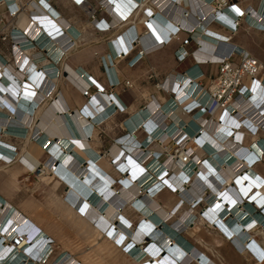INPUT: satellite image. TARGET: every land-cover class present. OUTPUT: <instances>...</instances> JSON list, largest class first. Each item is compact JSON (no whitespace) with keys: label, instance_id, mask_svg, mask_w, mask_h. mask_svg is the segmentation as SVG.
I'll list each match as a JSON object with an SVG mask.
<instances>
[{"label":"bare ground","instance_id":"6f19581e","mask_svg":"<svg viewBox=\"0 0 264 264\" xmlns=\"http://www.w3.org/2000/svg\"><path fill=\"white\" fill-rule=\"evenodd\" d=\"M139 1L104 0L113 18L98 28L125 26V16ZM212 1L152 0L158 21H151L140 41L130 28L104 49L77 58L78 65L69 60L76 49L61 57V51L49 48L51 60L60 59L66 72L48 63L38 69L29 61L39 56L27 46L15 58L17 68L8 67L0 75V264H115L126 256L133 264H216L185 236L198 233L200 225L218 232L236 254H252L256 264H264V248L254 237L259 233L264 239V176L256 170L264 160V140L257 138L264 135L263 78L255 87L249 81L244 94L251 95L225 112L211 97L215 79L208 83L209 91L199 80L192 81L200 74L196 63L217 66L242 50L208 29L215 19L232 27L229 10L215 16ZM263 2L248 9L247 22L264 33ZM245 9L233 11L240 15ZM69 15L61 22L65 41L41 20L45 34L36 39L49 37L68 49L72 38L77 46L78 28L89 24L77 12L70 10ZM155 26L179 30L176 39L181 43L187 39L183 31L193 33L180 63L162 45L167 32L157 39ZM136 46H155L166 58L161 56L157 69L138 74L141 94L130 106L109 93L120 85L114 71L119 60L112 57L132 54ZM140 63L133 66L135 73ZM154 70L158 86L170 95L164 108L142 92L143 75ZM13 76L19 83L15 87ZM102 77L108 82L102 83ZM62 83L80 91L78 96L88 91L78 109L71 108L67 90H59ZM95 85L98 90L90 94ZM197 107L203 111L192 119L187 113ZM204 111L208 113L200 117ZM239 118L251 132L257 130L250 146L242 145L245 129ZM101 130L113 139L109 159L101 154ZM3 140L19 143V151L2 145ZM175 143L182 146L177 157L153 150ZM186 155L190 158L183 162ZM167 193L176 200L168 209L157 201ZM18 194L20 206L11 202ZM14 236H21L18 246L10 242Z\"/></svg>","mask_w":264,"mask_h":264},{"label":"built area","instance_id":"2783aa9c","mask_svg":"<svg viewBox=\"0 0 264 264\" xmlns=\"http://www.w3.org/2000/svg\"><path fill=\"white\" fill-rule=\"evenodd\" d=\"M104 0H98L92 3L91 0H65V5L72 11L77 12L81 16V19L84 21H88L91 27L95 29L98 28V24L105 22V20H99L98 15L99 13L107 14V10L103 5ZM264 3V2H263ZM213 5V13L215 16H219L223 14L225 11L229 10L228 17L232 21V27L228 23H223L221 21H217L216 19L213 20L210 24H215L220 28L228 31L230 34H234L236 32L237 27L241 21H244L247 26L251 27L248 22L247 18L249 15L248 8L243 11L242 14L237 15L234 13L235 5L227 4V0H216L212 1ZM156 5L152 3V0H140L137 2V6L132 9L131 12L127 13L125 19L133 23L134 19L132 16H138L137 23L140 24L144 29L149 30L151 26V21H158L156 18ZM108 15V14H107ZM24 18V22L23 21ZM45 21L48 24V27H55L56 32L60 33L61 37H64L66 34L65 28L62 27V23L64 21V16L59 11L57 6V0H0V43L6 45V49L0 50V75H5L4 73L7 72L8 67L17 68L15 64V58L18 56L19 53L24 51L25 47H29L30 50H34L39 56L38 59H34L35 56L32 55V58L29 62L33 65H36L39 68H43L46 63L58 67L60 71L66 72V70L61 68L60 59L57 62L51 60L49 56V48H57L59 52H62V56H64L67 52L73 49H77L78 45L76 46V39H69L67 45L69 44L70 47L68 49L65 48L66 45L61 46L59 43H54V39H43L38 41L36 37L42 36L45 34L44 28L39 25V21ZM106 22V23H110ZM125 22V21H124ZM110 28H105L101 31H109ZM165 33L167 32L166 40L163 41L162 45L167 46L169 43L174 41L177 36L178 31H170L164 27ZM162 31V33L164 32ZM182 30V29H181ZM169 32V33H168ZM187 36V39L184 43H181L178 48L174 51L175 58L181 62L182 56H184L183 47H186L192 41V34L188 31H183ZM146 35L144 32L142 35L137 36L138 40L140 41L142 37ZM34 36V37H32ZM121 36V35H120ZM120 36L117 37L120 38ZM157 39H160L159 36ZM64 37V41H65ZM160 42V41H159ZM110 44L108 42L106 45ZM141 46V45H140ZM140 46H136L139 48V52L136 53L130 60L126 62V66L129 69H132L133 66L143 60L144 56H147V53L153 50H156L157 47H153L152 50H145ZM24 47V48H23ZM7 53L9 58L1 57L2 54ZM182 53V54H181ZM131 54H126L121 57L120 54L112 57L114 60L125 61L129 58ZM233 59H238L237 64L235 65ZM66 66V65H65ZM197 67V64L194 66ZM219 67L218 77L215 78V86L214 90L211 93V97L217 103V105L223 110V112L228 111L235 102L241 101L242 99H247L251 94L245 96L244 92L246 91L247 84L251 81V87H255L263 78L264 83V68L259 64V62L246 53L244 50L234 51L233 56L230 59H224V61L220 64H217ZM102 69L106 72V68L102 65ZM191 70V68H190ZM186 71L183 76H188V72ZM57 72V76H58ZM12 76V75H10ZM259 77V79H257ZM203 78V74H200L195 77L193 80H200ZM1 79V78H0ZM64 79L69 82L67 76ZM142 79L144 80V86L150 84L152 88H156L155 91L157 92H164L162 87H159V81L156 79L154 73L148 75L147 73L143 75ZM146 82V83H145ZM11 84L15 87L19 85L16 81V78L13 76L11 77ZM117 84L120 83L117 81ZM125 86L132 87V83L130 81H125ZM95 90H98L96 85L95 88L90 89L89 93L91 94ZM78 93H81L77 90ZM88 91H85V97H88ZM110 93V92H109ZM82 94V93H81ZM164 108V104L162 105ZM194 108L193 110L189 111L187 114L191 116L192 119L195 118L197 114H200L202 109ZM208 111H204V113L200 116H204L207 114ZM235 113V112H234ZM233 117L236 119L237 113L233 114ZM241 118L237 119L240 125H242L243 129L248 130L245 123L247 121L245 119L240 120ZM245 125V126H244ZM250 129V128H249ZM257 132V130L255 131ZM244 136V135H243ZM182 146L179 143H175L176 154L180 156L182 151ZM190 156L186 155L183 158V162H186ZM18 246L19 242H21V236L12 238L10 242ZM124 252H126L124 247Z\"/></svg>","mask_w":264,"mask_h":264},{"label":"crops","instance_id":"0c3cea01","mask_svg":"<svg viewBox=\"0 0 264 264\" xmlns=\"http://www.w3.org/2000/svg\"><path fill=\"white\" fill-rule=\"evenodd\" d=\"M60 1L62 3H59L58 0H57V6L59 8V11L61 12V14L65 18H69L70 17V15H69L70 9L68 8V11L67 12L63 11L61 7H62V5L66 6L65 5V0H60ZM91 1H92V3L95 4V2L98 1V0H91ZM257 1H258L257 2V4H258L259 3V0H257ZM257 4H256V6H257ZM246 8L253 9V7H251V6H248ZM156 13H157V11H156ZM107 14L99 13L98 19L99 20H105L106 22H109V21L112 22V18L113 17L110 15V13L107 12ZM132 18L134 19L133 23L130 22V21H128L129 23L126 24L125 26L121 27L120 29L119 28H110V30L108 32L107 31H101L100 29H95V28L89 26L90 24L88 23V21H86L87 24H89V25H87L86 27H82V28L79 27L78 28V31H79L78 33L80 34L79 41L77 42L78 48L73 52L72 56L69 57V60L73 61L76 65H78V63L76 62V59L77 58L83 57L86 54V52H88L89 50H92V49H95V48L97 49L98 47H101L102 49H104L105 48V45L109 41H112V40H114V38H117L118 36L124 34L130 28L134 31L133 33L136 35V37L142 35L145 32V29L143 27H141L140 24L137 23L138 16L134 15V16H132ZM71 22L75 26V23L72 20H71ZM209 25L210 24H208L207 27L213 33H219V34L224 35L226 37H227V34H229L228 31H225L224 29L220 28L219 26H217L215 24H211L210 26ZM156 28H158L157 34H158L159 38H161V35L165 34V32L162 33V31H160V26H157V27L155 26L154 29H156ZM249 28L252 31L256 32V33L262 34V36L264 35L263 32H258V31L254 30L251 27H249ZM165 36L167 37V34ZM179 42L180 41L178 39H175L174 41H172L171 43H169L167 46H165V48H167L169 54H170V52L176 50V48L178 47V43ZM234 44L238 48H241V46L239 44H237V43H234ZM6 48L7 47L5 45L4 50ZM0 50L2 51V49H0ZM156 51L157 50H153V51L148 52L147 53V56H144L142 61L140 60L141 63L139 64V71L137 73H135L134 68L129 69L126 66V62L128 60H130L136 53L139 52V48H137V47L135 49V52H133L129 56V58L127 60H125V61H119L116 64V66L114 68V71H115V74H116V79L118 80V82L120 83V85L121 84L124 85L125 81H127V80L132 83V87H130L131 90L128 92V96L127 95L126 96L125 95H122L121 96V95H119V92H117V89L114 90V92L117 94V96L120 97L121 100L125 104H129L131 106L135 102V100H137L140 97L141 90L136 87V84L137 85H140V83H139L140 82V76L138 74H140V72L147 71V69H149V68H151V69L152 68L153 69H157L156 67L160 64V58L163 55H161L160 52L159 53H156ZM166 55H168V54H166ZM2 57L7 58V59L9 58V56H8L7 53L2 54ZM163 57H165V56H163ZM98 64L100 66V71H103V69H102V62L100 60L98 61ZM196 64L198 66L199 72H201L202 74H204L203 75V78H201L199 80V83H200V85L203 88H205L206 85H207L208 79H211V77H213L217 73L216 72L213 75V70L216 69L217 66H213V65H210V64H206V65L203 64L202 65L200 63H196ZM157 72H158V70L157 71L154 70L153 73L155 74L156 79L159 81L158 76H157ZM104 73L105 72L103 71V74ZM135 77H137V79H136L137 82H135V81L132 80ZM104 79L102 77L100 79V81L102 83L103 82H108L107 79H105V80ZM146 86L147 85H145V87ZM150 90H152V89H148V90L146 89L145 91H142V92L145 93L147 91L146 94H148V91H150ZM109 92H113V90L111 89V91H109ZM163 93H165V92H163ZM129 99H131V100H129ZM127 101H129V103ZM163 103H165V102H163ZM111 145H109V147ZM103 148H104V146L102 144V150H101V154L102 155H103ZM105 157L107 158L108 155L105 156ZM256 170L261 175L264 176V171L261 168L256 167ZM19 197H20L19 195H17V196L14 195L11 198V202L13 204H15V205L18 206L19 205ZM157 201L162 206H164V207H166L168 209V208H171L174 205V202L176 200H175L174 195H170V194L167 193L165 196H160L159 198H157ZM15 202H17V203H15ZM200 226H199V229H198V233L197 232H195V233L194 232L193 233L192 232H189L188 234H185V236H186V238L188 240H190V242H191L190 245H194L195 247H197V249L200 250L198 252L201 253V255H203L204 257H206L207 259H209L210 262L213 261L214 263L219 264L218 263V260L216 259V257H215L214 254L217 253L218 257L220 255L221 256L224 255L225 254V246H226V243H225V241L221 237L218 236L219 235L218 232L212 231L208 226H206L207 229L211 230V233H209V232H207V230H206L205 227H201L200 228ZM202 226H204V225H202ZM214 246H216V248ZM177 264H180V263H177ZM197 264H200V262L198 261Z\"/></svg>","mask_w":264,"mask_h":264},{"label":"rangeland","instance_id":"374dc122","mask_svg":"<svg viewBox=\"0 0 264 264\" xmlns=\"http://www.w3.org/2000/svg\"><path fill=\"white\" fill-rule=\"evenodd\" d=\"M58 2L62 3L60 0H58ZM257 2H258L257 0H227V4L235 5L236 7L243 9V10L248 6L255 7ZM61 8L65 12L68 11L67 6L62 5ZM227 37H229L228 42L239 44L241 46L242 50H244L250 56L255 58L259 62V64L264 68V35L262 36V34L252 31L244 21H241L239 23V26L236 29V32L234 34H227ZM186 38H187V36H186ZM180 44H181V42L178 43V46H180ZM4 47H5V45L0 43V49L3 50ZM233 60H234V63L236 65L238 62V59H233ZM214 73H216V74L214 75ZM218 73H219V67H217L216 69L213 70L214 76L211 77V79L214 80L215 78H217ZM211 79H208V81H207V85L205 87V89L207 91L210 90V88H209L210 84H208V83L211 82L210 81ZM257 79H259V77ZM62 89H66L67 93L70 95V100H71L70 102L72 105L71 108L74 110L78 109L80 107V104L86 100L85 98H87V97H82L80 95L78 96L77 95L78 92L76 89L75 90L77 93H75L74 91L69 89V87L66 86L65 84H63V85H61V87H59V90H62ZM112 90L114 92L115 88H112ZM130 90H131L130 87L125 86V84L124 85L121 84L117 88V92H119V95H121V96L122 95L128 96V92ZM147 95H148V98L155 99V100L161 102L162 104H164L163 102L167 101V99L170 97L169 94H165L163 92H157L154 90L148 91ZM75 99H78L79 103H75L76 102ZM129 100H131V99H129ZM127 102L129 103V101H127ZM206 117H208V116L206 115ZM258 133H260V131H258ZM244 134L245 135L243 138L242 145L245 147L250 146V144L253 143V141H254L253 138H255L257 132L254 133L248 129V130H245ZM137 136L139 139H142V137H143V135L141 133H138ZM99 138L101 139V142L104 146L103 155L107 156L106 152L109 148V145L112 144L113 140H112L111 136L108 133L104 132L103 130L100 131ZM257 138L260 140H264V135L259 134V136H257ZM1 143L4 146H12L13 149L19 151L20 145H19V143L15 142L14 140H11L10 142H6L3 140ZM153 150L161 151L163 153L169 152L174 157L178 156L175 152L176 148H175L174 144H168L164 148L161 145H158V148H157V146H155V147H153ZM200 157L205 158V156L202 154L200 155ZM107 159H109V157H107ZM261 163L262 164L258 165L257 167L261 168L264 171V160ZM18 195L20 196L22 194H18ZM15 203H17V202H15ZM195 213L197 215V212H195ZM201 227L206 228L205 225L204 226L201 225L200 228ZM206 230H207V232L211 233V230H209L207 228H206ZM254 237H255L256 241H258L261 244V246L264 248L263 237L259 233H255ZM214 247L216 248V246H214ZM214 255H215L216 259L218 260L219 264H256V262H255L256 258L252 254L238 255L228 246V244H226V246H225V254L224 255H222V256L220 255L219 257L217 255V253H215ZM75 257L80 260L82 256L80 254H78ZM85 263L86 264H96V263H93V262L88 261V260H86ZM115 264H133V263H131V259H129L128 257H124L120 260H117L115 262Z\"/></svg>","mask_w":264,"mask_h":264},{"label":"water","instance_id":"95a60500","mask_svg":"<svg viewBox=\"0 0 264 264\" xmlns=\"http://www.w3.org/2000/svg\"><path fill=\"white\" fill-rule=\"evenodd\" d=\"M150 88V85H147L146 87H145V89H149ZM166 255V254H165ZM165 255L163 256V257H165Z\"/></svg>","mask_w":264,"mask_h":264},{"label":"snow or ice","instance_id":"6c2138e0","mask_svg":"<svg viewBox=\"0 0 264 264\" xmlns=\"http://www.w3.org/2000/svg\"><path fill=\"white\" fill-rule=\"evenodd\" d=\"M78 2H79V0H78ZM236 11L239 12L240 10L239 9H236ZM118 243H119V241H118Z\"/></svg>","mask_w":264,"mask_h":264}]
</instances>
